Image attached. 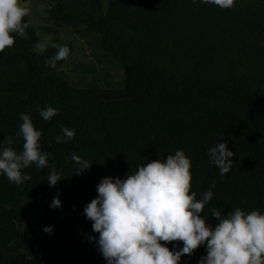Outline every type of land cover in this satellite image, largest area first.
<instances>
[{
  "label": "trees",
  "instance_id": "obj_1",
  "mask_svg": "<svg viewBox=\"0 0 264 264\" xmlns=\"http://www.w3.org/2000/svg\"><path fill=\"white\" fill-rule=\"evenodd\" d=\"M50 4L52 25L42 29L56 35L45 50L35 49L38 27L27 16L28 38L0 53V142L11 137L21 150L16 133L26 113L42 131V150L53 154L47 168L25 169L31 179L19 186L0 175V264H107L89 240L98 233L84 215L97 185L176 150L191 160L190 194L201 198L215 181L202 214L210 225L216 223L211 208L264 214V0H235L228 10L201 0H109L106 10L104 0ZM61 27L99 35L121 62L124 84H72L62 67L75 46L57 35ZM53 44L66 45L70 55L50 68L45 60L57 51ZM48 106L59 112L45 121L40 111ZM61 125L75 129V139L56 143ZM222 136L234 152L224 176L207 156ZM72 153L90 170L75 175ZM53 167L62 179L50 187ZM57 196L62 206L54 209ZM206 254L201 246L180 264H199Z\"/></svg>",
  "mask_w": 264,
  "mask_h": 264
},
{
  "label": "clouds",
  "instance_id": "obj_2",
  "mask_svg": "<svg viewBox=\"0 0 264 264\" xmlns=\"http://www.w3.org/2000/svg\"><path fill=\"white\" fill-rule=\"evenodd\" d=\"M222 10L234 7L235 0H201ZM31 9L23 0H0V53L14 46L17 38L27 39L29 23L25 17ZM41 51L44 46H39ZM57 51L45 60V66L55 68L58 61L66 60L70 49L66 45L53 44ZM59 110L48 106L40 111L45 121H50ZM16 138L22 140L20 151L11 145L13 139L0 142V175L17 186L31 179L24 170L35 165L40 169L49 166L53 154L42 150V131L37 130L30 115L21 113ZM63 135L56 136V143L75 139L76 130L60 126ZM209 148V165H215L221 176L232 167L234 152L227 143ZM69 159L79 167L74 172L81 175L90 170L92 164L76 153ZM49 186L62 179L53 167L46 177ZM191 160L184 150H176L163 159L152 160L130 171L123 179L104 177L96 187L97 197L85 208L84 215L92 222V230L98 238L90 236L107 264H180L185 255L191 256L201 246H206V255L199 264H264V214L259 210L245 211L233 208L226 215L211 208L216 220L212 226L203 217L205 206L213 198L211 187L197 199L191 191ZM59 208V196L50 205ZM51 233V227L43 229ZM183 242V247L172 250L161 242ZM16 242L10 241L9 246ZM25 249L20 248L23 253Z\"/></svg>",
  "mask_w": 264,
  "mask_h": 264
},
{
  "label": "rangeland",
  "instance_id": "obj_3",
  "mask_svg": "<svg viewBox=\"0 0 264 264\" xmlns=\"http://www.w3.org/2000/svg\"><path fill=\"white\" fill-rule=\"evenodd\" d=\"M51 0H23V5L31 9L29 19L38 27L39 41L36 50H44L55 32L43 31L45 25H52L48 9ZM109 0H104L105 10ZM63 41L72 42L75 46L74 53L62 67V72L70 82L77 86L108 87L121 86L125 82V71L118 58L108 52L100 43L97 34L77 32L70 27H61L57 34Z\"/></svg>",
  "mask_w": 264,
  "mask_h": 264
}]
</instances>
